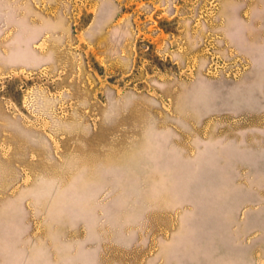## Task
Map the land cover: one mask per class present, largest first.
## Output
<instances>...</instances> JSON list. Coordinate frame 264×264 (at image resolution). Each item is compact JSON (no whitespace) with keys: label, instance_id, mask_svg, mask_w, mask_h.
I'll use <instances>...</instances> for the list:
<instances>
[{"label":"rangeland","instance_id":"rangeland-1","mask_svg":"<svg viewBox=\"0 0 264 264\" xmlns=\"http://www.w3.org/2000/svg\"><path fill=\"white\" fill-rule=\"evenodd\" d=\"M0 264H264V0H0Z\"/></svg>","mask_w":264,"mask_h":264}]
</instances>
